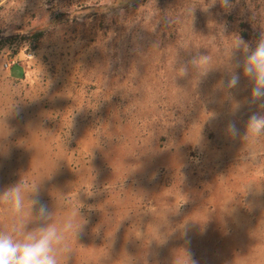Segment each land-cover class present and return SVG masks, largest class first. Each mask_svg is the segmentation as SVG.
Instances as JSON below:
<instances>
[{"label":"rangeland","instance_id":"obj_1","mask_svg":"<svg viewBox=\"0 0 264 264\" xmlns=\"http://www.w3.org/2000/svg\"><path fill=\"white\" fill-rule=\"evenodd\" d=\"M260 38L264 0H0V136L29 113L54 159L0 230L55 225L61 264H264V108L227 86Z\"/></svg>","mask_w":264,"mask_h":264},{"label":"clouds","instance_id":"obj_2","mask_svg":"<svg viewBox=\"0 0 264 264\" xmlns=\"http://www.w3.org/2000/svg\"><path fill=\"white\" fill-rule=\"evenodd\" d=\"M236 47L243 51V61L236 65L227 86L236 88L243 75L251 84L249 102L264 108V38L254 44L239 39ZM224 131L229 137L240 135L235 120H229ZM244 133L257 137L264 135V114L251 113L245 122ZM9 191L17 190L13 187ZM7 196L8 192L2 194L3 198ZM33 203L38 201L34 200ZM40 212L42 215L46 214V209L41 206ZM61 240L62 237L53 224L42 225L23 233H17L15 229L0 230V264H61L56 255Z\"/></svg>","mask_w":264,"mask_h":264},{"label":"crops","instance_id":"obj_3","mask_svg":"<svg viewBox=\"0 0 264 264\" xmlns=\"http://www.w3.org/2000/svg\"><path fill=\"white\" fill-rule=\"evenodd\" d=\"M8 71L10 74L16 75L15 77H12L13 79L21 80L24 74V67L22 65L15 64L9 67ZM13 117L18 118V120H12L11 125H14L16 128L18 127L20 130V144L14 145L11 143L10 137L9 142H7V139L3 140V136H0V152L2 151L0 153V209L4 207V213L7 215L15 214V210L12 208V205H14L19 195H26V198H28L30 196V191L33 192L36 190L40 192L39 197H47L48 192H50V194L53 192L52 186L48 184L47 179L48 176H52L48 167L54 162V159L52 155L48 156L46 154L49 144L45 143L44 139L39 137L37 129H34L35 125L38 124L37 121L32 120L29 113L19 112ZM7 125H9V123H7ZM32 127L34 131H32ZM6 142L9 143L10 149H14V154L10 153V156L4 155L8 146L7 144L4 145ZM36 142L40 145L43 155L40 160V168L38 170L39 175L44 177L43 183L40 187H38L39 185H36L35 187L30 183L32 179L31 177H33L32 174H35L36 170L31 168L33 165L28 151L36 145ZM17 150L19 151L18 160L15 161L12 157H15V152ZM13 187H15L17 191H9ZM5 192H8V196L3 198L2 194Z\"/></svg>","mask_w":264,"mask_h":264},{"label":"built area","instance_id":"obj_4","mask_svg":"<svg viewBox=\"0 0 264 264\" xmlns=\"http://www.w3.org/2000/svg\"><path fill=\"white\" fill-rule=\"evenodd\" d=\"M5 67H8L9 68V64H5Z\"/></svg>","mask_w":264,"mask_h":264}]
</instances>
